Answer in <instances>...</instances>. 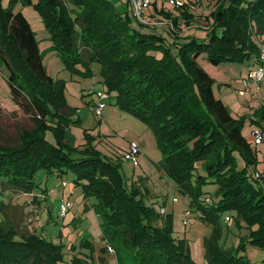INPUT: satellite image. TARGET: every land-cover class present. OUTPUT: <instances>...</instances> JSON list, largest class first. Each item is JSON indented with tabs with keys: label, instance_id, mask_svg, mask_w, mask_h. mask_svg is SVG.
I'll return each mask as SVG.
<instances>
[{
	"label": "trees",
	"instance_id": "16d2710c",
	"mask_svg": "<svg viewBox=\"0 0 264 264\" xmlns=\"http://www.w3.org/2000/svg\"><path fill=\"white\" fill-rule=\"evenodd\" d=\"M160 1L153 3L150 14L173 25L167 29L173 41L156 25H150L153 30L134 26L132 9L119 11L110 0H9L6 7L0 0V65L8 68L13 97L34 121L32 128L18 132L17 142H0V175L10 189L33 193L39 169L73 172L85 196L97 199L95 208L108 238H122L128 247L150 255L161 251L166 264H194L187 242L172 234L171 214L159 222L164 214L145 202L139 187L126 185L120 162L93 146L75 155L68 118L61 113L67 107L64 83L48 73L36 32L23 11L15 10L21 2L41 13L66 67L90 76L98 61L108 96L154 129L164 153L160 167L190 196L200 218L214 227L204 242L207 263L250 264L247 249L264 250V174L256 171L258 150L244 134L247 117L233 115L216 96L215 79L198 58L205 53L218 64L254 57L249 71L258 67L264 47V0H216L207 37L184 41L177 39L183 38L182 23L189 26L195 19L191 4L174 5L179 8L174 13L158 6ZM249 120L262 125L264 102ZM51 121L56 123L57 143L45 136ZM209 184L216 189L205 190ZM229 212L247 230L233 250L219 243L220 221ZM67 263L61 245L35 232L20 234L11 221H0V264Z\"/></svg>",
	"mask_w": 264,
	"mask_h": 264
},
{
	"label": "rangeland",
	"instance_id": "374dc122",
	"mask_svg": "<svg viewBox=\"0 0 264 264\" xmlns=\"http://www.w3.org/2000/svg\"><path fill=\"white\" fill-rule=\"evenodd\" d=\"M2 1L5 7L8 6L9 0ZM110 1L119 11H131L128 0ZM180 1L191 4L190 13L195 19L189 26L182 23L180 32L183 38L177 40L207 37L208 31L213 28L209 23V19L212 20L209 14L216 0ZM158 3L160 7L165 5V9H172L174 13L179 12V8L171 5L168 0H161ZM15 10L23 11L36 32L40 48L44 51L48 73L56 81L64 83L67 107L63 108L61 113L68 118L70 144L75 155L82 154L87 147L93 146L104 157L120 162V170L126 185L129 188L134 185L139 187L145 202L152 204L158 212L164 214L159 218L160 223L171 214L173 236L187 242L194 264H207L204 242L206 238L213 236L214 227L200 218L199 210L190 205V196L180 191L172 178L160 167L164 153L154 129L135 111L119 108L114 96L111 95L103 99L105 107L102 116H97L94 110L100 101V94L107 93L100 63L93 62V73L90 76L71 71L66 67L61 54L53 47L50 32L41 13L33 5L21 2L16 4ZM151 10H154L153 4ZM157 15L150 14V18L153 21L164 22L156 25L159 31H162L168 40H175L173 33L167 30L173 25H169L168 21H163L166 19ZM132 24L141 29H154L150 25H140L134 16ZM207 26L208 28H205ZM261 38L264 46V36ZM173 51L174 53L178 51L176 44L173 45ZM198 61L215 79L216 96L226 102L233 115L247 117L244 134L257 147L259 163L256 171L264 174V143L256 145L253 134V129L256 128H261L264 132V121L262 125L257 126L249 120L255 109L264 102V80L258 84L248 78L254 57L239 62L226 60L215 64L203 53ZM8 76L7 66L1 64L0 142L3 143L17 142L21 129L34 126L31 115L24 112L13 97ZM243 78H248V88L242 83ZM241 89H245V95L240 93ZM49 124L51 127L45 130V136L52 143H57L54 130L56 123L51 121ZM132 143H136L139 148L137 164L126 157ZM66 150L71 151L68 148ZM239 163L242 164L243 160L241 159ZM34 179L38 187L33 193H25L7 187L5 176L0 175V221L12 220L13 227L20 234L35 232L40 238L61 245V253L67 264H166L161 251L150 255L146 252L148 250L137 251L128 247L122 238H108L110 236L103 227V216L95 208L97 199L94 196H85L82 186L74 182L73 172L60 173L41 168L35 173ZM63 182L67 185L64 186ZM204 189L214 191L216 185L209 184ZM62 199L71 203L65 216L60 214ZM188 211L190 213L186 215ZM227 215L232 216V213L224 214L220 221L222 235L219 237V243L224 248L233 250L239 246L241 237L246 235L247 230L235 223L234 216L231 221H226ZM185 219L188 220L187 224L184 223ZM246 255L250 259V264H264V250L250 247Z\"/></svg>",
	"mask_w": 264,
	"mask_h": 264
},
{
	"label": "built area",
	"instance_id": "2783aa9c",
	"mask_svg": "<svg viewBox=\"0 0 264 264\" xmlns=\"http://www.w3.org/2000/svg\"><path fill=\"white\" fill-rule=\"evenodd\" d=\"M159 0H128V3L131 6L132 12L134 17L141 22L142 24L145 25H158V24H163L164 22H160V21H153L150 18V7L152 6V4L154 2H157ZM170 4L173 5H182V1L180 0H168ZM260 59H259V66L250 70L248 73V78L254 82H257L258 84H260L263 80H264V47H262L261 52L259 54ZM248 78H243L242 79V83L245 85L246 88L249 87V80ZM240 93L242 95L245 94V89H241ZM105 97H108V94L106 93H102L100 94V101L96 104L95 110L94 112L96 113L97 116H102V112L103 109L105 107V102L103 101V99H105ZM254 136H255V143L256 144H263L264 143V134L260 129H256L253 132ZM139 153V148L138 145L136 143H132L131 144V148L130 151L128 153V155L126 156L128 159H131L134 164H137V155ZM63 185H67L66 182H63ZM71 207V203L69 201H66L64 199H62V202L60 204V214L62 216H65L67 214V211L69 210V208ZM165 211V209H163V212ZM189 211L187 212L186 215H189ZM232 220V216L227 215L226 216V221H231ZM188 220L185 219L184 223L187 224Z\"/></svg>",
	"mask_w": 264,
	"mask_h": 264
},
{
	"label": "crops",
	"instance_id": "0c3cea01",
	"mask_svg": "<svg viewBox=\"0 0 264 264\" xmlns=\"http://www.w3.org/2000/svg\"><path fill=\"white\" fill-rule=\"evenodd\" d=\"M245 95V94H244ZM10 221H12V220H10ZM250 248V247H249ZM249 248L247 249V250H249ZM204 252H205V249H204ZM263 258H264V256H263ZM207 262V261H206ZM208 264V263H207Z\"/></svg>",
	"mask_w": 264,
	"mask_h": 264
}]
</instances>
